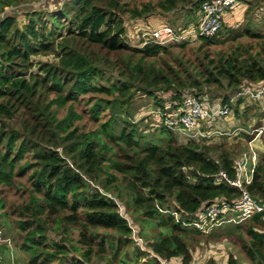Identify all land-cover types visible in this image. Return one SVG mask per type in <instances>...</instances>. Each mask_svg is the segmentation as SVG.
Segmentation results:
<instances>
[{
  "label": "trees",
  "instance_id": "16d2710c",
  "mask_svg": "<svg viewBox=\"0 0 264 264\" xmlns=\"http://www.w3.org/2000/svg\"><path fill=\"white\" fill-rule=\"evenodd\" d=\"M202 2L73 0L59 12L30 14L29 24L20 29L16 18L5 13L9 3L0 0V188L2 193L15 190L23 199L4 214L18 219L20 249L28 255L23 264H92L95 258L106 264H140L151 253L194 264V246L201 238L208 243L221 229L235 226L225 224L205 235L183 224L217 200H240L241 190L215 183L221 171L237 178L235 153L203 142L180 145L166 127L162 131L170 137L163 143L143 141L139 122L129 120L127 110L133 91L160 98L162 103L153 106L163 109L164 93H172L181 108L187 95L213 102L217 98L209 94L221 91L219 101L226 104L229 93L264 82V33L252 28L236 36L230 32L234 41L227 43L220 35L200 38L191 49V43H181L187 56L174 54L170 46L136 49L124 43L127 20L180 9L192 14ZM41 54H54L58 61L31 73V57ZM159 55L163 65L148 61ZM108 68L118 73L117 84H101ZM87 118L95 124L87 125ZM259 156L253 180L245 187L264 205V152ZM121 186L128 190L126 200ZM118 199L126 203L125 210L143 215L158 230L147 240L150 253L139 247L130 252L133 230ZM6 208L0 192V209ZM50 230L77 232V241L49 244ZM233 232L248 260L264 264V213L236 224ZM0 245L10 252L8 244ZM146 264L160 262L152 257Z\"/></svg>",
  "mask_w": 264,
  "mask_h": 264
},
{
  "label": "built area",
  "instance_id": "2783aa9c",
  "mask_svg": "<svg viewBox=\"0 0 264 264\" xmlns=\"http://www.w3.org/2000/svg\"><path fill=\"white\" fill-rule=\"evenodd\" d=\"M237 0H203L199 10L197 22L184 29H175L168 25L161 26H135V34H124L123 41L127 46L136 49H144L150 45L169 47L184 42L192 43L200 38L213 39L223 31L225 16L237 7ZM142 32V34H140ZM242 101L243 104L264 101V82L256 86H247L236 92L231 100L222 104L221 101H210L209 97L196 98L187 95L181 108L175 102L174 105H165V108L155 107L145 114V121L148 117L155 116L159 125L156 128L166 127L171 131H180L188 141L198 143H213L218 136L224 135L220 127H216L218 120L227 119L233 113V105ZM154 108V109H155ZM264 134V126L257 130L256 136ZM259 153L250 147L247 152L241 154L235 161L234 168L238 172L235 179L221 171L215 177L217 185H227L242 191L240 200L234 203L217 200L202 208L197 218L192 223H183L186 226L194 227L203 234H209L212 230L225 224H242L250 220L255 214L264 213V205L253 198L246 190V185L251 184L256 168L259 164ZM176 220L182 223L178 214ZM0 241L10 245L7 239L2 238L0 230ZM5 241V243H4ZM9 249V247L7 246ZM10 264H16L15 252L9 249ZM160 264H181L177 259L162 260L156 256ZM0 264H4V258L0 257Z\"/></svg>",
  "mask_w": 264,
  "mask_h": 264
},
{
  "label": "rangeland",
  "instance_id": "374dc122",
  "mask_svg": "<svg viewBox=\"0 0 264 264\" xmlns=\"http://www.w3.org/2000/svg\"><path fill=\"white\" fill-rule=\"evenodd\" d=\"M73 0H5L6 4L9 3L8 6L5 8V13L8 16L14 17L17 20L16 27H19L20 29L25 28L29 22H30V14H33L35 12L42 13L43 16L45 14H52L54 12H59L64 7V4H67L69 2H72ZM192 13V12H191ZM154 16V15H153ZM192 16H194V13L190 14L188 10L180 9L178 11H175L174 13H171L168 16V22L167 24L175 29H184L187 26L194 24L196 22V19L191 20ZM74 17L73 11L70 13L69 18ZM260 22V21H259ZM126 24L128 25L126 30H128L129 34H135V26L132 21L127 20ZM156 25L155 23H153ZM257 24V23H256ZM157 26V25H156ZM252 28L254 32L258 34L264 33V24L263 25H245L240 26L239 28L234 29H228L223 30L222 33L219 36V39L224 43H227L228 41H234L233 37L236 36L235 33H241L243 34L245 29ZM230 32H233L234 36H229ZM142 34V32H140ZM229 36V37H228ZM240 38H238L235 42H237ZM51 41L58 42L55 37H51ZM247 41V39H242V42ZM250 41V40H249ZM248 41V42H249ZM180 44H175L170 46L172 50H174V54H185L184 51H180L179 48ZM199 45V41L192 42L188 49L197 47ZM230 46V43L227 45H224V48H228ZM130 47V46H129ZM133 48V47H132ZM187 50V49H185ZM186 55V54H185ZM187 56V55H186ZM162 55H159L158 57L151 58L148 61L149 62H156L157 65H163L161 59ZM33 64L35 67L31 70V73H40V68L42 64H54L58 61V59L54 56V54H47V55H36L31 57ZM120 77L118 76V73L115 71L114 68H108L104 69V75L101 79V84L105 86H110L111 84H117L119 82ZM135 92L136 96L135 98L129 102L127 106V110L130 112V119L134 123L139 122L137 125L139 127V133L146 137L144 140L158 142L161 140H165L168 137H170L167 133H164L162 130L165 127L156 128L159 123L156 120L155 116L148 117V121H145V114L148 111L154 112L156 110L155 106L158 105V102L162 100L159 98H150L147 97L143 93H139L138 91ZM166 95L164 99V103L167 105H174L176 101L172 99V93H164ZM218 94H223L221 91L214 92L213 94L210 93L209 95L212 98H222L221 96H218ZM235 94V93H234ZM234 94L229 93V95L233 96ZM156 97V96H155ZM88 98V97H87ZM156 99V100H155ZM158 101V102H157ZM254 104H244L239 109V114H235L236 108L234 109L233 115L235 114V124H231L230 126L227 125V123H224V126L221 127L222 132H224V135L218 136L217 139L213 143H207L208 145H220L225 146V148L230 149V152L233 151L236 155V160L238 159L241 151L243 150V145L237 146L234 141H238V135L240 136V133L246 132V134L250 133L251 131H255L260 126V121L264 120V112L260 110V108H255L252 106ZM83 103L78 107L79 110L83 107ZM251 106V107H247ZM129 108V109H128ZM155 108V109H154ZM66 113H62V115H65ZM262 114V118L260 119V115ZM124 116V115H123ZM87 125H93V123L89 118L86 120ZM168 129V128H167ZM169 130V129H168ZM172 136L170 138H175L180 145L187 144L189 141L187 137L184 134H180V131H171ZM251 132V133H252ZM231 134V135H229ZM237 136V137H236ZM243 137H246V135L243 133ZM235 137V138H234ZM241 137V136H240ZM252 139V138H251ZM160 143H163L162 141ZM244 144V143H243ZM218 153L214 154L216 156ZM94 185V184H93ZM95 188L99 187L97 185H94ZM126 186L120 187V194L123 195V198L126 200L128 197V190L125 188ZM4 189L0 188L1 197H3L6 200L7 208L2 211L0 209V226L2 227V231L4 232V237H2L4 240L7 239L10 242V245H8L9 249H11V252H15V257L17 258V264L21 263L23 264L25 260L28 259V255L22 251L21 248V242L20 237L21 234L17 230V218L13 216H4L6 212L11 213L12 210H10L8 207H13L23 201V199L16 194L15 190H7L5 193H2ZM120 213L129 221V224L133 230L132 238L134 239V245L132 244V247L130 249V252H132L136 247H139L141 250L150 253V250L147 248L148 239L151 238L154 234L158 233V230L154 228L153 225H151L148 222L144 221L143 215H140L135 212L127 211L126 209V203L124 201H120L119 199L116 200ZM172 203V201H171ZM132 213V214H131ZM243 222L242 224H244ZM234 225V224H230ZM236 226V225H235ZM235 226H229L225 227L220 230L218 236H215L212 240H210L208 243H206V238H201L203 241L198 245L194 246V248H202V244L204 246H207L208 244H214L219 243L222 239L226 238L228 247L233 246V249L235 251H241L240 248V240L238 239L236 233H234ZM234 233V234H233ZM222 236V237H221ZM224 237V238H223ZM68 239V242L70 244H74L77 241L78 233L77 232H71L66 235H59L56 232L50 230L48 233V243L51 244L54 240L57 242H61L62 240ZM5 243V241H4ZM0 244H3L0 241ZM6 244V243H5ZM67 247L70 246L68 243H66ZM205 248V247H203ZM0 256L4 258V264H10V255L6 247L3 245H0ZM154 258V256L151 253L150 257H145L140 261V264H146L151 258ZM226 259V258H225ZM92 264H106V261H103L101 259L95 258L92 262ZM117 264V263H113Z\"/></svg>",
  "mask_w": 264,
  "mask_h": 264
},
{
  "label": "crops",
  "instance_id": "0c3cea01",
  "mask_svg": "<svg viewBox=\"0 0 264 264\" xmlns=\"http://www.w3.org/2000/svg\"><path fill=\"white\" fill-rule=\"evenodd\" d=\"M237 1H238L237 7L231 10V12L228 13L224 18L223 30L234 29L237 27L239 28L240 26H245V25H252V26L255 25V27H257L258 23L259 25L264 24V0H237ZM251 7L254 9L248 15L247 12L249 9L251 10ZM197 13H198V10L197 12L194 13V16H192L191 20L196 19V22H197V17H198ZM169 15L170 14L164 15V16L154 15L148 18L138 19L132 22L134 23V26L151 25L155 27L156 25L157 26L168 25L167 22H168ZM153 23H155L156 25H154ZM127 26L128 25L125 23V27ZM242 105H244L242 101H239L233 105V112H234V109L236 108V112H235L236 116L237 114H239V111H240L239 108ZM252 106H254L255 108L256 107L260 108V110L264 112V101L260 103L254 102ZM247 107H251V106H247ZM235 114L233 115L232 113V115L229 116L227 119L223 118L221 120H218L215 126L221 128L222 126H224V123H227V125L229 126L231 124H235L234 122L236 118ZM259 118L260 119L262 118V114L260 115ZM260 123L261 124L258 127V129L264 126V120H261ZM257 130L253 132L251 131L252 133L250 132L248 134H246V132H242L240 133L241 137L238 135V138H237L238 141L236 140L234 141V143L237 142L236 143L237 146L243 145L244 147L238 159L240 158L241 154L244 152H247V150L250 147L252 148L254 147V150L257 152V154L260 152H264V134L261 136H256ZM243 133L246 135V137L242 136ZM180 134H183V133L180 132ZM231 260H233V264H253L251 261L248 260L245 252H243L242 250L235 251V249H233V246L228 247L226 238L222 239L219 243H214V244L210 243L207 246H204L202 244V248H196L194 251V264H230ZM177 262L181 263V259L178 258Z\"/></svg>",
  "mask_w": 264,
  "mask_h": 264
}]
</instances>
